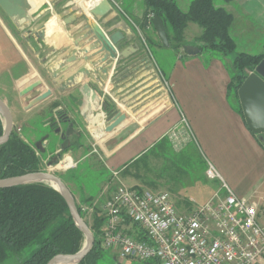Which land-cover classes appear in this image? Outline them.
<instances>
[{"label":"crops","instance_id":"0c3cea01","mask_svg":"<svg viewBox=\"0 0 264 264\" xmlns=\"http://www.w3.org/2000/svg\"><path fill=\"white\" fill-rule=\"evenodd\" d=\"M30 1L34 6L40 2L35 10L44 3L42 9L33 15L32 23L17 26L0 11V31L9 37L13 49L11 58L0 62V98L9 106L19 131L24 125L36 128L39 120L44 127L52 128V140L46 137L40 141L31 134L25 141L36 148L41 158L47 154L42 159L48 166L55 165L58 154H61V163L71 161V166L64 168L62 180L78 204H103L120 185L148 189L147 183L124 184L123 179H136L128 175L122 178L121 175L132 163L140 160L146 167L154 157V192L169 193L179 213L188 214L198 207L188 193L199 192L205 180L211 181L207 170L196 171L184 155V145L190 140L191 129L215 160H242L246 150H249L247 146L264 156V143L248 129L239 98L232 95L229 89L235 74L234 55L224 57L203 49L204 44L200 41L203 29L199 24L188 23L181 49L176 50L172 46L164 48L152 24L146 25L152 15L145 0H112L120 18L134 33V39L122 46V50L129 47L132 50L127 58H121L118 63L121 73L112 70L110 79L102 75V84H97L93 79L77 73L82 68H92L85 63H77L69 73L54 79L49 71L74 56L76 51L69 34L74 35L84 20L69 26L68 32L58 27L60 32H52L45 40L37 37L30 40L29 32H33L32 28L45 15L50 16L47 22L55 16L60 23L87 12L92 1L63 0L52 6L46 0ZM175 1L184 12L192 3L188 0ZM219 8L233 17L230 34L236 43L237 53L264 54V0H234L224 2ZM42 28L43 25L34 33ZM149 45L164 58L162 69L155 66L170 89L165 88L151 68L150 57L151 60L153 58ZM185 47L197 48L199 52L191 56L184 50ZM75 74V82L79 83L77 87H61ZM83 83L94 84L101 98L100 105H107V110L97 109L91 119L84 117L91 112L79 92ZM114 111L125 114L127 120L112 133H106L108 124L104 125V115ZM183 118L188 128L184 126ZM69 124L73 125L74 132L69 138V149L61 152L62 136ZM172 132L180 136L182 147L179 150L170 138ZM97 134L101 137L98 138ZM113 172H118V177L114 178ZM225 175L232 180L226 172ZM211 197L209 195L205 201ZM239 197L259 205L263 201L252 194Z\"/></svg>","mask_w":264,"mask_h":264},{"label":"built area","instance_id":"2783aa9c","mask_svg":"<svg viewBox=\"0 0 264 264\" xmlns=\"http://www.w3.org/2000/svg\"><path fill=\"white\" fill-rule=\"evenodd\" d=\"M179 137L170 135L176 148ZM206 173L222 189L188 214L179 213L167 192L116 187L102 204L100 247L146 263L264 264V204L237 196L212 165Z\"/></svg>","mask_w":264,"mask_h":264},{"label":"trees","instance_id":"16d2710c","mask_svg":"<svg viewBox=\"0 0 264 264\" xmlns=\"http://www.w3.org/2000/svg\"><path fill=\"white\" fill-rule=\"evenodd\" d=\"M145 1L150 14L163 19L170 46L176 50L184 45L183 34L188 23L195 22L203 29L200 38L203 49L224 57L234 55L235 74L229 89L238 98V90L264 60V54L236 53V43L230 34L232 15L215 7L213 0H194L187 12L182 11L175 0ZM223 1L230 3L234 0ZM3 133L4 123L0 116V137ZM37 153L36 148L28 144L17 129L14 130L8 143L0 146V180L41 172L42 160ZM78 210L83 218L82 208L78 207ZM101 227L97 225L93 229L94 247L80 264H98L103 251L99 241ZM84 241L66 201L48 184L0 189V263L11 254H19L36 244V250L24 264H48L58 255L78 253Z\"/></svg>","mask_w":264,"mask_h":264},{"label":"water","instance_id":"95a60500","mask_svg":"<svg viewBox=\"0 0 264 264\" xmlns=\"http://www.w3.org/2000/svg\"><path fill=\"white\" fill-rule=\"evenodd\" d=\"M46 1L52 6V4L63 0ZM43 6L44 3L39 9L34 11L30 0H0V8L17 26L20 23H32L34 21L33 15L38 13ZM79 20H84L83 25L74 32V35L69 34L76 53L74 56L61 62L58 68H53L49 72L53 74L54 79H58L61 75L69 73L77 63H85L92 69L87 70L86 68H82L77 73L83 74L87 79H93L97 84H102V75L108 80L110 79V72L112 70L116 69L118 72L121 70L120 64H118L120 59L127 58L132 50L131 47L122 50V46L129 44L134 39V33L127 22L120 18L119 12L110 0L92 2L87 12L60 21V26L63 31L68 32V27ZM150 23L162 46L169 48L170 42L163 19L159 15L153 14L152 18L146 22V25L148 26ZM47 24L48 22L37 34L40 40H45L48 36ZM76 35L79 37L75 38ZM184 50L191 56L199 52L194 47H185ZM96 60L98 62L95 63L94 61ZM114 63L117 64L115 65ZM76 76V74L70 76L61 87H77L79 83L75 82ZM79 92L83 95L84 102L87 103L88 110L91 112V114L84 115L86 119L89 117L91 119L97 109L107 110L106 104L100 105L101 98L95 90L94 84L83 83L81 88H79ZM238 98L248 129L264 143V60L247 76L238 90ZM0 116L4 123V133L0 137V146H2L10 140L15 125L9 106L1 98ZM104 120V125L108 124L105 132L112 133L127 120V116L119 111H114L104 115ZM73 132V125L69 124L68 129L62 136L63 144L61 145V152L69 149V138ZM60 163L61 154H58L55 165L58 166ZM33 183H46L62 195L74 223L85 237L84 245L78 253L58 255L50 260L48 264H80L92 251L95 237L82 218L73 194L60 177L43 171L30 173L24 176L0 180V189H10ZM54 185H57L58 188Z\"/></svg>","mask_w":264,"mask_h":264},{"label":"rangeland","instance_id":"374dc122","mask_svg":"<svg viewBox=\"0 0 264 264\" xmlns=\"http://www.w3.org/2000/svg\"><path fill=\"white\" fill-rule=\"evenodd\" d=\"M37 1V0H36ZM187 1V0H186ZM189 2H193L194 0H188ZM40 2H36V5H39ZM214 6L215 7H221V5L224 4L222 0H213ZM33 4V8H35ZM41 5L39 6V8ZM37 10V9H36ZM34 9V11H36ZM49 15H45L42 17V20L39 21L38 24H36L35 27H33V32H29V39L34 40L37 37L38 33H34L38 28H40L41 25H45L47 20L49 19ZM27 24V23H24ZM25 29H28V27L25 25ZM55 33V29L53 31ZM13 36H15L16 39L19 40L18 36L12 31ZM33 34V35H32ZM9 37L2 33L0 31V62L2 60L10 59L12 54H13V49L10 44V41L8 39ZM38 38V37H37ZM39 39V38H38ZM20 41V40H19ZM150 51L152 58L154 60H151L150 57V64L152 65L151 68L154 70V73L158 75V78L162 80L164 83V80L162 79L161 75L159 74L158 68L161 67L162 65V58L160 55H158L154 49H152V45H149ZM238 52V51H237ZM236 52V53H237ZM156 64V66H155ZM162 69V67H161ZM165 88H167L165 86ZM170 89V88H167ZM233 95V93H232ZM235 96V94H234ZM184 126L187 128L189 127L186 122H183ZM16 126L14 127V130H16ZM18 130V129H17ZM20 133V136L25 139H29L31 134H34L36 139H40V141L46 137L50 138L52 140L53 138V133L54 131L52 130L51 127H44L41 123L40 120L36 124V128H29L28 125H24L21 127V131L18 130ZM47 138V139H48ZM184 149L186 148V157L187 159L190 160L191 167L194 168L196 171L201 170L204 168L207 170L210 168V165H212L218 173L222 176L224 182L234 191V193L237 196L241 195H249L252 194L257 200L262 199L264 201V156L261 155V153L255 152L252 148L248 147L249 150H246V156L242 160H237V161H231V160H215L211 155H209L204 148V146L201 144L200 140L198 139L197 135L191 129L190 132V140L184 145ZM182 147V146H181ZM180 146L178 147L179 150ZM40 156V153H37ZM47 154H43L42 158H46ZM42 160V167H43V172H49L51 174H54L58 177H62V174L64 172V168H59L63 166L65 163H61L59 166H48V164L43 162ZM180 163L182 161L179 160ZM178 162V163H179ZM181 165L179 168H181ZM187 168V166L185 167ZM225 172L232 178V180H229L227 176L225 175ZM115 173L117 176H115ZM118 172H113V177H118ZM125 175L130 176L135 180H124L123 183L132 186L134 184H140L142 183H147L148 189L151 191H155V180H156V163L154 160V157H151L150 162L145 165L141 163V161H137L132 163L129 168H127L126 171L121 175L122 178H124ZM133 177H132V176ZM64 179V178H63ZM140 182V183H139ZM208 182L211 184H208ZM210 185V186H209ZM223 182L219 179L216 180H211L207 181L205 180L204 185L200 188V191H192V194L188 193V196L192 197L196 201V205H204V203L208 200L207 197L209 195L214 196L218 191L222 189ZM211 193V194H210ZM211 197V198H212ZM210 199V198H208ZM76 201V200H75ZM261 202L260 207L263 206L264 202ZM105 202V200H104ZM77 204V207L82 208V213H83V219L86 222V224L89 226L91 231L94 234L93 229L97 227V225H103V205H99V207H96L95 209L92 208V204L90 205H85V204ZM134 228L133 226H131ZM102 228V227H101ZM136 229V228H135ZM85 242V241H84ZM37 246L36 244L31 245L29 248L23 250L19 254H11L8 259L0 264H24V261L29 259L33 252L36 250ZM98 264H157L156 262H151V263H146L142 262L136 259H120L116 254L112 251H105L103 250L101 252Z\"/></svg>","mask_w":264,"mask_h":264},{"label":"bare ground","instance_id":"6f19581e","mask_svg":"<svg viewBox=\"0 0 264 264\" xmlns=\"http://www.w3.org/2000/svg\"><path fill=\"white\" fill-rule=\"evenodd\" d=\"M92 2H96L99 0H90ZM85 3V2H84ZM91 3V2H90ZM85 6V5H84ZM88 6V5H87ZM58 17L56 18L55 16L48 22L47 24V34L48 36H50V34L54 31L55 29V33L58 34L60 32V30H57L58 27L60 28V23L57 22ZM64 34V33H63ZM102 116V115H101ZM102 118V117H101ZM102 120V119H101ZM93 129V128H92ZM96 129V128H95ZM100 129V128H99ZM105 133V132H104ZM98 138L101 137L100 134L96 135ZM60 165V164H59ZM58 165V166H59ZM71 166V161H68V163H65L63 166L59 167V168H66ZM56 188H58L57 185H54Z\"/></svg>","mask_w":264,"mask_h":264},{"label":"flooded vegetation","instance_id":"af4514ba","mask_svg":"<svg viewBox=\"0 0 264 264\" xmlns=\"http://www.w3.org/2000/svg\"><path fill=\"white\" fill-rule=\"evenodd\" d=\"M0 11L5 15V13L3 12V10L0 8Z\"/></svg>","mask_w":264,"mask_h":264}]
</instances>
